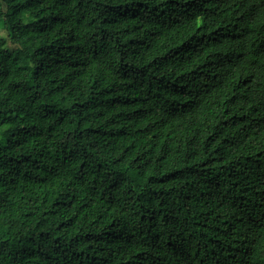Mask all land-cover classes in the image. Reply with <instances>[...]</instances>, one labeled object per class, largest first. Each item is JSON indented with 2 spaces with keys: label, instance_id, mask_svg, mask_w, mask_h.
<instances>
[{
  "label": "trees",
  "instance_id": "trees-1",
  "mask_svg": "<svg viewBox=\"0 0 264 264\" xmlns=\"http://www.w3.org/2000/svg\"><path fill=\"white\" fill-rule=\"evenodd\" d=\"M250 5L0 0V264H264Z\"/></svg>",
  "mask_w": 264,
  "mask_h": 264
},
{
  "label": "clouds",
  "instance_id": "clouds-1",
  "mask_svg": "<svg viewBox=\"0 0 264 264\" xmlns=\"http://www.w3.org/2000/svg\"><path fill=\"white\" fill-rule=\"evenodd\" d=\"M227 4V9H223L224 14L236 12L240 16L242 14L252 15L254 14L252 6L250 5V0H221ZM235 44V43H234ZM224 51L230 54L233 58L240 56L244 51L245 47L238 45L236 49H231L229 47L223 46Z\"/></svg>",
  "mask_w": 264,
  "mask_h": 264
},
{
  "label": "rangeland",
  "instance_id": "rangeland-1",
  "mask_svg": "<svg viewBox=\"0 0 264 264\" xmlns=\"http://www.w3.org/2000/svg\"><path fill=\"white\" fill-rule=\"evenodd\" d=\"M134 177H137L138 178V176H134ZM139 179V178H138Z\"/></svg>",
  "mask_w": 264,
  "mask_h": 264
}]
</instances>
